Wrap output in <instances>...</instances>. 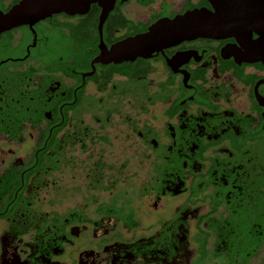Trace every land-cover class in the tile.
I'll return each instance as SVG.
<instances>
[{"label":"flooded vegetation","instance_id":"flooded-vegetation-1","mask_svg":"<svg viewBox=\"0 0 264 264\" xmlns=\"http://www.w3.org/2000/svg\"><path fill=\"white\" fill-rule=\"evenodd\" d=\"M23 1L0 0V264H264V0H235L236 37L120 63L103 48L214 1L8 28Z\"/></svg>","mask_w":264,"mask_h":264},{"label":"water","instance_id":"water-1","mask_svg":"<svg viewBox=\"0 0 264 264\" xmlns=\"http://www.w3.org/2000/svg\"><path fill=\"white\" fill-rule=\"evenodd\" d=\"M209 1H214V13L207 10H194L174 20H161L144 35L117 44L110 51L104 47L100 61L120 63L136 57H146L157 48L171 46L187 39L236 37L240 26L237 24L236 1ZM115 2L116 0H24L2 21L11 28L31 22L36 23L62 12L70 16L85 15L93 4H98L102 8L100 23L102 27L113 10Z\"/></svg>","mask_w":264,"mask_h":264}]
</instances>
